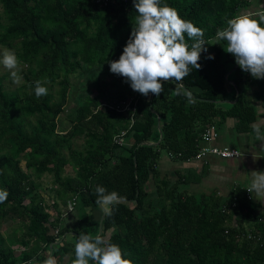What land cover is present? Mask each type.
<instances>
[{
	"label": "trees",
	"instance_id": "trees-1",
	"mask_svg": "<svg viewBox=\"0 0 264 264\" xmlns=\"http://www.w3.org/2000/svg\"><path fill=\"white\" fill-rule=\"evenodd\" d=\"M249 2L162 0L204 30L208 54L199 60L200 69L193 68L181 83L193 98L177 95L174 82H166L159 97L151 93L145 97L113 74L121 89L119 99H132L130 109L102 106L99 99L89 97L73 111L67 132L59 135L69 78L85 68H109L110 61L119 59L137 16L133 0H0V45L14 49L25 66L16 89H7L0 76V189L9 193L0 204V215L10 208L13 219L21 220L16 237L0 235V264H27L33 259L42 264L50 245L60 239L51 256L57 264H72L76 237L99 231L93 214L99 208L97 185L124 197L111 215H105L101 234L132 264H264V217L255 216L244 189L227 197L190 194L183 175L171 179L159 170L163 153L173 161L190 159L200 147L202 133L222 125L227 117L236 119V132L251 129L256 115L247 96L264 80L250 78L238 66L228 76L237 88L236 102L218 103L236 97L225 78L236 63L227 53V41L214 39L227 19L239 15ZM38 80L48 89L40 98L34 91ZM56 84L54 97L51 89ZM122 131L124 143L118 145L114 137ZM78 138L81 149L73 147ZM67 167L74 177L64 176ZM46 173L58 186L56 198L64 206L71 200L73 206L62 214L52 203L54 219L43 200L33 195L37 185L32 176ZM64 235L71 241H64ZM14 243L23 249L14 250Z\"/></svg>",
	"mask_w": 264,
	"mask_h": 264
},
{
	"label": "clouds",
	"instance_id": "clouds-1",
	"mask_svg": "<svg viewBox=\"0 0 264 264\" xmlns=\"http://www.w3.org/2000/svg\"><path fill=\"white\" fill-rule=\"evenodd\" d=\"M133 4L137 16L130 37L119 59L109 62L110 72L123 77L133 91L145 97L150 93L159 97L166 82L177 84V95L185 94L182 81L193 68L200 69L198 61L201 54L207 52L204 30L181 18L177 9L163 4L162 0H133ZM214 39L227 41V53L235 58L242 71L250 73L254 79H264V11L227 19L226 26L216 31ZM20 64L14 49L4 48L0 52V65L9 71L15 84L23 80ZM34 91L37 98L48 94V89L39 80L35 82ZM253 131L258 141H264V132L259 126H254ZM250 173L247 191L264 198V171ZM95 194L96 203L107 215H111L114 206L124 199L101 185L95 187ZM8 195L6 189H0V204ZM74 252L72 264H132L124 258L122 249L109 243L102 234L81 233L76 237ZM27 264L37 262L33 259ZM42 264H57V261L50 255Z\"/></svg>",
	"mask_w": 264,
	"mask_h": 264
},
{
	"label": "crops",
	"instance_id": "crops-1",
	"mask_svg": "<svg viewBox=\"0 0 264 264\" xmlns=\"http://www.w3.org/2000/svg\"><path fill=\"white\" fill-rule=\"evenodd\" d=\"M257 11H264V0H250L249 5L239 12L241 14H254ZM206 48V46H204ZM208 54L204 52L201 58ZM199 62V61H198ZM247 75L254 79L250 73ZM258 80V79H256ZM264 79H259L263 81ZM229 85L230 82L227 81ZM261 87H255L248 93V100L255 111V120L251 123V129L245 133H238L235 130L236 119L227 117L220 126L215 125L218 136L211 143L220 147H229L239 151L242 156L237 159L223 160L214 156H207L202 160L159 161L161 176L183 175L185 178L184 187L188 191L194 187L192 194L216 193L219 196L227 197L236 189H248L252 171H264V141H258L253 131L254 126H259L264 132V95H261ZM230 91V89H229ZM260 96L259 98H256ZM205 144L201 142V146ZM165 165L173 168V171H165ZM253 210L256 217H264V198H258L255 193L250 194Z\"/></svg>",
	"mask_w": 264,
	"mask_h": 264
},
{
	"label": "rangeland",
	"instance_id": "rangeland-1",
	"mask_svg": "<svg viewBox=\"0 0 264 264\" xmlns=\"http://www.w3.org/2000/svg\"><path fill=\"white\" fill-rule=\"evenodd\" d=\"M2 7L0 5V18H2ZM6 48L0 45V52ZM207 48V47H206ZM25 68L24 65L20 64V72ZM0 76H3L4 84L7 89H16L19 85L22 84H15L13 83L10 73L7 69H5L2 65H0ZM68 85V102L65 108V111L60 115L58 119V127L57 133L62 135L67 132L68 128L71 125L70 118H72L73 111L82 106L87 98H96L99 99L102 106H108L109 108H114L120 111H128L127 110V100L121 101L119 99V92L121 91L118 81L116 77L110 72L107 66H101L98 68L93 69H84L82 72H77L74 76L69 78ZM59 90V85L56 84L52 89L51 93L56 97V93ZM257 96L256 98H259ZM232 101V100H231ZM83 143L82 139L78 138L73 141V147L77 149H81ZM161 156L164 158L162 159L167 160L168 157L165 153ZM20 167L23 171L27 172L25 169V163L23 160H20ZM173 171L174 169L165 165V171ZM64 176L74 177V173L71 171L69 167H67L64 171ZM171 179H174V175L168 176ZM33 181L37 185L36 189L33 192V195L38 197V200L42 199L45 205V211L49 213L51 219L56 217V213L51 210V204L56 203L57 209L62 214H67L73 209L71 204V200L68 202V206H64L62 202L56 198L55 190L58 189V186L54 184L53 177L51 174H43L40 178H34L32 176ZM188 193H194V187L192 190H188ZM29 200H27L28 202ZM49 206V208H48ZM93 214H95V220L98 221L101 218L102 211L100 208H94ZM13 210L7 208L6 211L0 215V235L4 239H10L16 237V235L20 232L21 229V220L20 219H13ZM73 219V214L69 216L68 220L71 221ZM64 241H71L68 235L63 236ZM14 250L20 251L23 247L19 246L17 243H14L13 247Z\"/></svg>",
	"mask_w": 264,
	"mask_h": 264
},
{
	"label": "built area",
	"instance_id": "built-area-1",
	"mask_svg": "<svg viewBox=\"0 0 264 264\" xmlns=\"http://www.w3.org/2000/svg\"><path fill=\"white\" fill-rule=\"evenodd\" d=\"M105 2H107V0H105ZM132 101V99L127 100V110L130 109V102ZM124 135L125 132L122 131L119 135L114 137V142L118 145H122L124 143ZM218 133L217 130L214 126H211L210 128L206 129L202 135H201V141L203 142L205 145L201 146L198 148L197 153L191 157L188 160H202L207 158V156H214L217 157L219 159H223V160H228V159H237L239 157L242 156V154L232 148L229 147H220V146H216V145H212L211 143L217 138ZM246 196L248 199H250L249 196V192L246 190ZM261 238L258 237V240H260Z\"/></svg>",
	"mask_w": 264,
	"mask_h": 264
},
{
	"label": "water",
	"instance_id": "water-1",
	"mask_svg": "<svg viewBox=\"0 0 264 264\" xmlns=\"http://www.w3.org/2000/svg\"><path fill=\"white\" fill-rule=\"evenodd\" d=\"M238 67V65L237 64H235V66H234V68L232 69V70H230V71H228L227 73H226V75H225V78H226V80L228 81V82H230L231 83V85L235 88V90L237 89L236 88V85L232 82V81H230L229 79H228V76L236 69ZM182 87V86H181ZM182 89L185 91V93L189 96V97H191V98H193V95L191 94V92L190 91H188L186 88H184V87H182ZM237 96H238V92H237V90H236V97H235V99L233 100V101H230V100H225V101H220V102H218V103H220V104H229V105H231V104H233V103H235L236 102V100H237ZM155 113V112H154ZM159 124H160V118H159V116H157V126L159 127ZM161 140V136H160V139H159V141ZM158 141V142H159ZM157 142V143H158ZM156 143V144H157ZM156 144H153V143H149V142H142L141 143V145H156ZM98 207L101 209V211H102V214H101V218H100V220H99V231H98V234H101L102 233V223H103V220H104V217H105V215H106V213H105V211L101 208V206L100 205H98ZM60 241H62V239H60L59 241H57V242H55V243H53V244H58V243H60ZM53 244H51L50 245V253H49V256L52 254V252H53V248H52V246H53ZM48 256V257H49ZM47 257V258H48Z\"/></svg>",
	"mask_w": 264,
	"mask_h": 264
}]
</instances>
